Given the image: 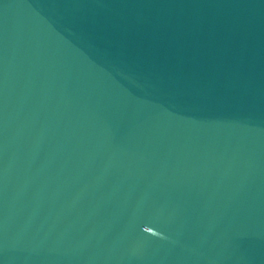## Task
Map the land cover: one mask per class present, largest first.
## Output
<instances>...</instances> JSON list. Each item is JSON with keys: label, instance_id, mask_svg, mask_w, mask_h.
I'll return each instance as SVG.
<instances>
[{"label": "water", "instance_id": "water-1", "mask_svg": "<svg viewBox=\"0 0 264 264\" xmlns=\"http://www.w3.org/2000/svg\"><path fill=\"white\" fill-rule=\"evenodd\" d=\"M0 264H264V0H0Z\"/></svg>", "mask_w": 264, "mask_h": 264}]
</instances>
